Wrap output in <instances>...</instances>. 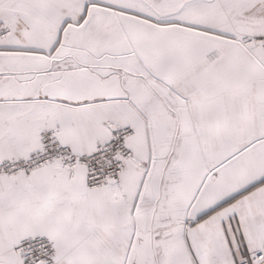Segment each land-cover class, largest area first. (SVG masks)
<instances>
[{
	"label": "snow or ice",
	"instance_id": "6c2138e0",
	"mask_svg": "<svg viewBox=\"0 0 264 264\" xmlns=\"http://www.w3.org/2000/svg\"><path fill=\"white\" fill-rule=\"evenodd\" d=\"M0 264H264V0H0Z\"/></svg>",
	"mask_w": 264,
	"mask_h": 264
}]
</instances>
